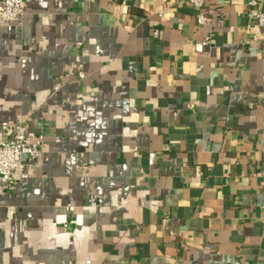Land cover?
<instances>
[{"label": "crops", "instance_id": "1", "mask_svg": "<svg viewBox=\"0 0 264 264\" xmlns=\"http://www.w3.org/2000/svg\"><path fill=\"white\" fill-rule=\"evenodd\" d=\"M23 8L0 23V133L21 120L44 148L0 184V264H264V28L247 0H204L203 26L183 0Z\"/></svg>", "mask_w": 264, "mask_h": 264}, {"label": "built area", "instance_id": "2", "mask_svg": "<svg viewBox=\"0 0 264 264\" xmlns=\"http://www.w3.org/2000/svg\"><path fill=\"white\" fill-rule=\"evenodd\" d=\"M195 11L196 26H203L207 23L206 17L202 14L204 0H183ZM24 0H0V23L7 29L13 25L21 23L24 14ZM165 4L166 0H162ZM246 15L252 19L259 27L264 28V9L259 8L258 0H247ZM160 18L162 17L159 12ZM153 36L158 37V30L154 29ZM209 43V37L202 40V44ZM78 76L82 78L80 72ZM57 88V86L55 87ZM44 148V134L41 129L34 136L25 132L24 123L21 120L4 121L1 123L0 133V184L11 187L20 179L27 175L22 167L23 157L37 159L42 155ZM258 178V184L264 196V170L260 169L255 174ZM235 264H250L248 262L236 261Z\"/></svg>", "mask_w": 264, "mask_h": 264}, {"label": "rangeland", "instance_id": "3", "mask_svg": "<svg viewBox=\"0 0 264 264\" xmlns=\"http://www.w3.org/2000/svg\"><path fill=\"white\" fill-rule=\"evenodd\" d=\"M14 120H16V119H14ZM13 121V120H12Z\"/></svg>", "mask_w": 264, "mask_h": 264}]
</instances>
